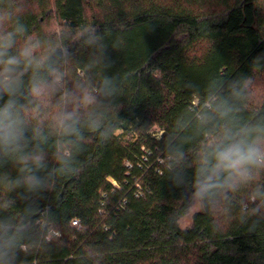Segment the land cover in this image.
<instances>
[{"label":"trees","instance_id":"1","mask_svg":"<svg viewBox=\"0 0 264 264\" xmlns=\"http://www.w3.org/2000/svg\"><path fill=\"white\" fill-rule=\"evenodd\" d=\"M248 1L0 2L24 25L21 42L56 48L67 88L81 74L94 86L107 76L115 88L100 98L107 138L84 130L74 173H57L39 194L0 186V220L17 229L11 264H264V212L247 211L250 189L224 194L181 228L173 221L191 208L189 187L174 185L166 163L170 144L181 145L191 163L204 142L196 117L210 85L232 99L242 122L264 117V99L254 103L250 92L264 74V0H253L255 26L244 23ZM89 31L100 37L103 60L85 43ZM233 86L239 98L231 97ZM53 143L46 146L50 169L57 166ZM0 172L16 175L12 164Z\"/></svg>","mask_w":264,"mask_h":264},{"label":"clouds","instance_id":"2","mask_svg":"<svg viewBox=\"0 0 264 264\" xmlns=\"http://www.w3.org/2000/svg\"><path fill=\"white\" fill-rule=\"evenodd\" d=\"M12 21L11 12L0 7V169L8 164L16 169L15 176L0 172V186L39 194L51 186L57 173L75 172L84 130L107 138L100 98L112 96L115 88L107 76L94 86L83 74L74 88H67L56 48L34 38L21 42L26 29L18 20ZM10 22L11 27H6ZM85 43L97 46L98 59H104L106 50L99 36L89 31ZM209 87L208 103L196 117L204 142L192 162L181 145L168 146L166 163L172 182L176 187L187 185L184 195L190 207L200 208L216 205L226 193L248 188L252 207L247 211L259 215L264 212V184L259 183L264 174V117L242 122L239 108L220 93V86ZM240 96L233 86L231 97ZM50 141H54L57 165L53 169L46 147ZM173 222L179 227L182 221L177 216ZM16 241V226L0 220V264H11Z\"/></svg>","mask_w":264,"mask_h":264},{"label":"rangeland","instance_id":"3","mask_svg":"<svg viewBox=\"0 0 264 264\" xmlns=\"http://www.w3.org/2000/svg\"><path fill=\"white\" fill-rule=\"evenodd\" d=\"M244 23L249 26H255V9L256 4L253 0L248 1L244 5ZM250 92L251 98L254 103H257L264 99V74L256 75L250 83ZM51 100V99H50ZM159 130L157 128H153L152 132L157 133ZM201 210V208L197 206H191L188 214L181 218L180 227L186 228L191 224L192 215Z\"/></svg>","mask_w":264,"mask_h":264},{"label":"built area","instance_id":"4","mask_svg":"<svg viewBox=\"0 0 264 264\" xmlns=\"http://www.w3.org/2000/svg\"><path fill=\"white\" fill-rule=\"evenodd\" d=\"M161 133H162V131H158L157 133H154L153 135L158 137ZM71 225L73 227H76L77 226V221L76 220H72L71 221Z\"/></svg>","mask_w":264,"mask_h":264}]
</instances>
